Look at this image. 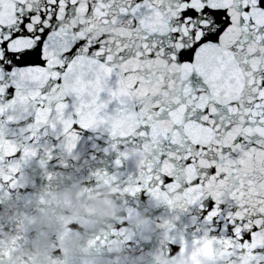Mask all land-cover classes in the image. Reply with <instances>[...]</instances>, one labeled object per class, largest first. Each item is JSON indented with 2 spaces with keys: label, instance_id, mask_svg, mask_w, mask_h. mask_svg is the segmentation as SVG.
I'll use <instances>...</instances> for the list:
<instances>
[{
  "label": "snow or ice",
  "instance_id": "1",
  "mask_svg": "<svg viewBox=\"0 0 264 264\" xmlns=\"http://www.w3.org/2000/svg\"><path fill=\"white\" fill-rule=\"evenodd\" d=\"M89 134L117 170L94 187L125 198L90 245L131 244L143 194L181 264H264V0H0V201L35 161L51 203L46 165Z\"/></svg>",
  "mask_w": 264,
  "mask_h": 264
},
{
  "label": "water",
  "instance_id": "2",
  "mask_svg": "<svg viewBox=\"0 0 264 264\" xmlns=\"http://www.w3.org/2000/svg\"><path fill=\"white\" fill-rule=\"evenodd\" d=\"M106 147L104 138L89 134L81 136L73 152V155L77 157L75 160L70 156L58 154L59 150H57L53 160L46 165L48 172L58 174V178L53 181L50 189H47L51 192V196L48 197L51 203H38L39 194L46 190L45 186L48 184L43 174L44 170L40 169L35 161L26 166L23 170L24 188L12 190L10 200L0 201V239L4 238V235L16 234V223L10 218L23 212L31 222L26 225L23 239L18 242L14 251L18 248L32 249L35 246L36 251L41 254L40 258L46 264H69L66 242L61 231L73 230L76 242L83 243L82 237H86L88 233L84 227H81V224L88 199L96 193L108 190L103 186L98 189L94 187L95 178L92 173L103 170L108 174H113L117 171L112 164L114 154L105 152ZM61 159L67 166L61 165ZM119 171H124V169L121 168ZM92 186L91 194L84 196L79 194L81 187ZM55 193H62V195L58 197ZM117 197L120 196L115 194L111 198L114 201L115 214L123 208L125 199ZM137 199L143 201L137 213H143L149 218V227L147 230H132L133 242L124 243L123 248L116 249V252L120 253V258L113 260L109 256L102 261V264H128L129 257L123 255L124 251L130 252L133 257L137 258V264H145V261L147 264H181L178 256H170L168 251L162 249L157 243L156 232L158 230L154 231V217L164 214L166 209L156 208L154 204H149L147 197L143 194ZM66 204L67 208H65ZM129 204L136 206L132 199H129ZM69 212L72 214L71 220L66 219ZM149 236L151 238L147 240ZM72 246L76 247V243ZM104 248L107 252L112 251V249Z\"/></svg>",
  "mask_w": 264,
  "mask_h": 264
},
{
  "label": "clouds",
  "instance_id": "3",
  "mask_svg": "<svg viewBox=\"0 0 264 264\" xmlns=\"http://www.w3.org/2000/svg\"><path fill=\"white\" fill-rule=\"evenodd\" d=\"M58 197L62 193H55ZM115 195L111 191L105 190L102 193H96L88 199V205L83 218L81 227H84L88 233L83 238V243H77L76 237L73 235V230H62L61 235L66 242V248L68 252L67 259L69 264H102L103 260H106L109 256L113 260L120 258V253L116 252L117 248H123L124 243L115 244L112 246V251L107 252L104 247L99 245H90L89 241L92 240L96 234H98L107 224L109 220L115 214L114 201L111 200ZM120 198V197H117ZM70 202V198H69ZM68 205H65L67 208ZM72 214L69 212L66 219L71 220ZM149 227V218L143 213H136L129 223V230H147ZM73 243H76V247H73ZM40 253L35 249L18 248L14 252H10L7 258L8 264H46L40 258ZM123 255L129 257L128 264H137V258L133 257L128 251H124ZM147 264V261H145Z\"/></svg>",
  "mask_w": 264,
  "mask_h": 264
}]
</instances>
